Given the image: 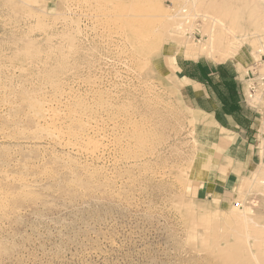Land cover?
I'll list each match as a JSON object with an SVG mask.
<instances>
[{"label": "rangeland", "instance_id": "1", "mask_svg": "<svg viewBox=\"0 0 264 264\" xmlns=\"http://www.w3.org/2000/svg\"><path fill=\"white\" fill-rule=\"evenodd\" d=\"M209 29L233 52L184 55ZM183 56L237 75L256 117L246 160L192 105ZM222 174L229 192L197 197ZM256 263L264 0H0V264Z\"/></svg>", "mask_w": 264, "mask_h": 264}, {"label": "crops", "instance_id": "2", "mask_svg": "<svg viewBox=\"0 0 264 264\" xmlns=\"http://www.w3.org/2000/svg\"><path fill=\"white\" fill-rule=\"evenodd\" d=\"M173 63L177 77L185 87H190L187 96L192 105L213 113L216 123L223 131L239 136L234 156L236 161L246 160L251 149L254 150L255 135L252 129L256 117L242 104L237 90V75L232 74L225 63H208L202 57L195 59L183 56L175 58ZM212 87L215 88V93ZM222 176L226 178L220 182L213 179L200 183L196 189L197 197L203 199L215 193L229 192L232 181L229 175Z\"/></svg>", "mask_w": 264, "mask_h": 264}, {"label": "bare ground", "instance_id": "3", "mask_svg": "<svg viewBox=\"0 0 264 264\" xmlns=\"http://www.w3.org/2000/svg\"><path fill=\"white\" fill-rule=\"evenodd\" d=\"M134 12L133 13H137V12H139V10L138 11H136L135 12V10H137V9H132ZM130 11H131V9H130ZM176 14H177V12H176ZM175 14V15H176ZM184 14V13H183ZM182 14V15H183ZM189 14V13H188ZM192 14V13H191ZM136 15H138V14H136ZM136 15H135V17H136ZM174 15V14H173ZM172 15V16H173ZM178 15V14H177ZM181 15V14H180ZM179 15V16H180ZM193 15V14H192ZM191 15V16H192ZM204 15V14H203ZM207 15V14H206ZM179 16H175V18H178ZM184 16V15H183ZM182 16V17H183ZM190 16V17H191ZM131 17V16H130ZM134 17V16H133ZM189 17V16H188ZM198 17V16H197ZM207 17V16H206ZM129 18V17H128ZM132 18V17H131ZM172 18V17H171ZM174 17H173V19H175ZM180 18V17H179ZM186 18H187V16H186ZM192 18H194V16L192 17ZM201 18H202V16H201ZM211 18V17H210ZM182 18H180V21L182 22V20H181ZM188 19V18H187ZM198 19V18H197ZM177 20V19H176ZM176 20H173L174 21V23H176L177 21ZM189 20V19H188ZM191 20V19H190ZM209 20V19H208ZM213 21V20H212ZM179 22V21H178ZM180 22V23H181ZM183 22H185V21H183ZM194 22H195V20H194ZM193 22V23H194ZM186 23V22H185ZM205 23V22H204ZM208 23H209V21H208ZM195 24V23H194ZM175 25V24H174ZM182 25H184V24H177V29H179V30H181L180 28H182ZM186 25V24H185ZM209 25V24H208ZM212 25V24H211ZM190 26H191V23H190ZM190 26L188 25V27L190 28ZM193 26H196V24L195 25H193ZM204 26H206V25H204ZM204 26H203V29H204ZM217 26V25H216ZM208 27V26H207ZM207 27H205L206 29H207ZM210 27H212V26H209L208 28H210ZM132 28V27H131ZM174 28V27H173ZM192 28V27H191ZM195 29V28H194ZM184 31H185V29H183ZM191 30V29H190ZM213 30H214V26H213ZM212 30V31H213ZM140 31V30H139ZM182 31V30H181ZM210 32V29H209V34H210V43L209 42H207V44L209 43L210 44V47H207V49L206 48H203V47H205V46H203L202 47V45H200V46H198L197 44H190V45H188V46H186V47H184L183 48V52L185 53L184 55H186L187 57H189L190 55H192L193 57L195 56H197L198 54L200 55V53H207V55L208 54H210V55H212V56H214V57H216V55H214L216 52H218V51H220V50H226V51H230V41L229 40H227V41H220V40H218V38L217 37H215V34H213L214 32ZM215 31V30H214ZM191 32H192V30H191ZM204 32V31H203ZM139 33H142V32H139ZM192 33H194V32H192ZM207 33H208V30H207ZM171 35H172V33H171ZM194 35V34H193ZM182 36H183V33H182ZM187 36V35H186ZM143 37V36H142ZM172 37H174V36H172ZM177 37V36H176ZM184 37V36H183ZM190 37H192V36H190ZM137 38H140L139 36L137 37ZM185 38H187V37H185ZM209 38H208V40H209ZM148 39V38H147ZM174 39L176 40V38L174 37ZM179 39V38H178ZM183 40V39H182ZM188 40V39H187ZM186 40V41H187ZM218 40V41H217ZM135 41H137L136 39H135ZM139 41H140V39H139ZM179 41V40H178ZM189 41H190V39H189ZM192 41H193V39H192ZM196 41V43H198V40H195ZM133 42H134V40H133ZM138 42V41H137ZM141 42V41H140ZM180 42V41H179ZM181 43H184V41L183 42H181ZM180 43V44H181ZM195 43V42H194ZM205 43V42H204ZM203 43V44H204ZM206 44V43H205ZM184 45V44H183ZM134 46H136V45H134ZM178 46H179V44H178ZM207 46V45H206ZM131 47V46H130ZM136 48V47H135ZM179 48V47H178ZM208 48H211V49H209L208 50ZM227 48H229L228 50H227ZM231 53L233 52V50H231L230 51ZM229 52V53H230ZM218 55H220V56H222V58H224V56L225 55H227V54H223L222 53V51L218 54ZM219 56H217L216 58H218ZM138 58V57H137ZM219 59H221L220 57H219ZM127 61V60H126ZM112 93V92H111ZM160 101V100H159ZM127 102V101H126ZM127 115V114H126ZM146 119V118H145ZM195 119V118H194ZM193 121V120H192ZM134 122V121H133ZM195 122V121H194ZM133 124V123H132ZM189 130V129H188ZM153 132V131H152ZM139 134V133H138ZM193 136V135H192ZM145 137V136H144ZM194 138V137H193ZM144 141V140H143ZM197 141V140H196ZM204 141V140H203ZM216 142V141H215ZM141 143V142H140ZM194 143H195V139H194ZM198 143V142H197ZM225 143H228L227 141H225ZM228 145H231V146H233V141H231V142H229L228 143ZM195 149V148H194ZM195 155H196V152H195ZM255 240H257V239H255ZM250 245V244H249ZM249 245H247V246H249ZM257 264V263H256Z\"/></svg>", "mask_w": 264, "mask_h": 264}]
</instances>
